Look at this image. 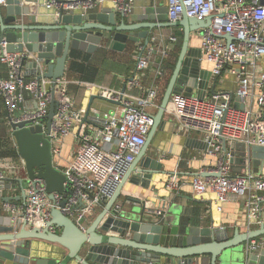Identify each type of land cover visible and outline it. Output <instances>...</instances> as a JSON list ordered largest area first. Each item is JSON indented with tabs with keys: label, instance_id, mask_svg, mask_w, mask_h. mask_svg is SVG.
I'll return each mask as SVG.
<instances>
[{
	"label": "built area",
	"instance_id": "obj_1",
	"mask_svg": "<svg viewBox=\"0 0 264 264\" xmlns=\"http://www.w3.org/2000/svg\"><path fill=\"white\" fill-rule=\"evenodd\" d=\"M104 2L42 0L41 5L55 16L73 12L84 15ZM111 2L116 13L127 16L132 13L135 0ZM5 5L6 0H0V8ZM166 6L170 22L180 19L183 11L198 19L211 17L210 24L200 32L201 61L209 65L214 77L230 74L236 83L237 107L227 94L213 93L209 99H201L180 93L170 98L168 114L181 130L202 133L207 143L206 155L214 159L212 168L203 170L209 176L192 177L194 196L201 198L207 192L212 193L217 211L222 210L226 201L240 199L247 230L251 231L252 225L264 226V176L249 171L233 174L232 156L223 151L226 142L243 143L248 150L252 146L264 147V0H167ZM226 34L232 38L230 42L224 38ZM178 41L171 34L163 43L148 42L133 54L135 74L146 69L153 72L154 83L143 96L132 97L124 90L88 85L87 89H94L93 94L115 103V108L92 117L77 108L65 77L53 83L42 76L43 68L33 70L28 66V55L8 52L5 43L0 44V63L7 67V76L0 77V98L9 116L8 125L17 121L27 122V126L41 124L45 132L46 115L53 102L48 136L54 164L62 158L64 139L72 136L75 148L72 160L60 169L66 177L64 193L53 192L49 198L43 181L35 179L28 183L25 199L1 202L0 208L9 213L14 226L44 228L53 207L78 222L87 219L97 206H104L145 144L152 115L159 105L158 83L165 77V63ZM127 84L140 86L135 76ZM13 174L0 168V180ZM165 184L169 190L180 189L176 174L167 176ZM122 210L116 200L111 211ZM147 214L162 217L163 209L153 208ZM216 230L222 238L227 237L225 227ZM263 247L264 239L259 237L245 244L246 250Z\"/></svg>",
	"mask_w": 264,
	"mask_h": 264
},
{
	"label": "water",
	"instance_id": "obj_2",
	"mask_svg": "<svg viewBox=\"0 0 264 264\" xmlns=\"http://www.w3.org/2000/svg\"><path fill=\"white\" fill-rule=\"evenodd\" d=\"M41 3L42 0H6L5 15L0 11V44L5 43L8 52L28 55V66L33 70L43 68L42 76L53 83L64 77L72 50L93 54L98 48L110 44L111 49L122 52L128 41H144L146 44L153 30L166 27L182 26L183 37L176 64L152 115L153 122L145 144L92 222L81 227L86 219L75 222L55 207L50 210L46 227L41 229L27 228L24 224L14 226L10 217L0 219V260L13 264H68L71 260L81 264H205L207 260L209 264H264V248L242 249L249 240L264 236V226L245 233L236 230L232 237L222 238L211 227L153 222L147 217L145 201L134 198L131 200L140 203V207L118 213L111 211L127 182L148 188L154 175L165 173L163 164L146 151L154 145L155 135L165 125L164 115L171 96L180 93L193 95L195 88L201 99L205 98L208 89L215 92V87L209 86L210 70L201 68L200 49L189 46L190 33L207 27L211 17L198 19L183 11L180 19L170 22L167 6L149 7L146 20L126 23L122 14L109 7L84 15L73 12L55 16ZM224 38L227 42L232 40L228 34ZM232 96L230 93V99ZM95 97L100 98L95 94L90 96L85 116ZM236 101L238 103L237 98ZM54 108L51 102L45 132L41 124L9 123L18 155L24 163L26 183L24 178L16 179L12 188H18L20 195L1 197L4 180H0V203L25 199L28 183L35 179L43 181L49 198L53 192L66 191V177L54 164L48 136ZM190 142L194 139L186 141L187 146L193 147ZM204 144L206 149L207 144ZM232 146L238 151L235 161L242 168L246 167L248 158L257 160L253 162L255 173L264 167V147L252 146L248 150L243 143H233ZM223 151L227 152L225 143ZM212 175L217 176L216 173ZM63 205L64 201H61ZM109 232L116 235H109Z\"/></svg>",
	"mask_w": 264,
	"mask_h": 264
},
{
	"label": "crops",
	"instance_id": "obj_3",
	"mask_svg": "<svg viewBox=\"0 0 264 264\" xmlns=\"http://www.w3.org/2000/svg\"><path fill=\"white\" fill-rule=\"evenodd\" d=\"M166 4L167 0H135L132 13L123 16V18L126 23H138L147 19L146 10L149 7H165ZM105 7L112 8L111 0H105L104 4L88 11L87 14L100 11ZM0 11L5 15L4 6L0 8ZM24 20L26 21V18H24ZM176 31H182L183 35L182 26L155 29L149 36L148 42L154 44L163 43L169 35H176ZM200 32L201 29L190 33L189 46L200 49ZM109 45L110 44H105L98 48V51L96 52L98 53L99 50L102 49L112 50L114 54L105 61L100 57L97 59V55H92L90 59L92 66L95 69L102 71V74L92 77L94 79L91 81H88V79L79 80V76L76 73L67 72L69 59L67 61L64 77L69 81L67 85L68 92L75 99L77 108L81 110L86 111L90 96L95 92L94 89H87L90 84L104 86L114 90H124L128 95L134 97L145 95L146 89L154 83L152 69H146L141 73L135 74V58L133 55L130 56L131 52L134 54L138 47L145 45L144 41L139 43L128 41L122 52L111 49ZM80 52L82 54H88L86 52ZM201 68L210 70L209 65L202 61ZM6 76L7 67L0 63V77ZM133 76L138 78L140 83L139 87L128 86L127 81ZM170 76L168 78H170ZM165 79L166 76L158 83V97L162 92L164 93L168 84L169 79L167 80L166 85L164 84ZM212 85L215 87L214 93L227 95L232 93L233 96L230 99L231 104L235 107L238 106L235 96L236 83L230 74L225 73L220 77H214L212 75L209 86L211 87ZM212 94L213 93L210 92V89H208L206 91L205 99H209ZM193 95L197 96L196 88L193 89ZM113 108H115V103L95 97L91 102L88 116L92 117L97 114L101 116L104 112H108ZM167 109L168 106L166 110ZM164 117L166 121L165 125L163 129L155 135L154 145L148 147L146 153L147 155L158 159L159 162L163 164V170L165 173L154 175L148 188H142L127 182L122 189L120 197L117 199V201L121 203L123 210H133L138 208V206H141L140 203L137 204L135 201L131 200V198H134L139 201H145L146 212L153 208L163 209L162 217H155L148 214L147 217L153 222L166 223L167 221H170V224H172V222H178L181 225L188 224L189 226L198 228L211 227V229L215 230L217 227L223 226L226 229V236L228 238L232 237L236 230H238L239 233L250 231L245 227L244 205L240 199H230L226 201L222 205V210L217 211L214 207V195L212 193L207 192L201 198L194 196L190 184L192 177L196 174L203 173V170L205 169L212 168L210 165L214 163V159L206 155L207 146L206 149H204V143H206V141L202 133L181 130L179 125L174 119H172L167 111H165ZM8 121L9 116L5 105L0 102V138L6 136L9 131L11 139L14 141ZM189 138L194 139V142H190L193 147L186 145V141ZM232 145L233 143L226 142V150L232 156L231 172L233 174H244L249 171L255 175L264 176V167L261 168L258 173H255L256 167L253 165V162L257 161L255 159H249L246 167L242 168V165L235 161L238 151ZM74 149V138L70 136L64 139L62 158L58 159L56 163V166L59 169H64L69 164L72 160ZM0 168L6 173L9 172L13 174L14 171L13 177L5 178L3 189H1V197H16L17 195H20L21 191L18 188H12V185L16 184V179L26 178L22 159L20 157L0 158ZM174 174L177 175V179L180 182V189L176 191L169 190L165 184L166 177ZM7 185L10 186L8 187ZM102 208L103 205L95 208V210L87 217L84 224L85 227L92 222ZM6 217H10L9 213L0 208V219L3 220ZM251 227V230L259 228L258 225H252ZM108 234L116 235L111 232ZM259 238L264 239V236ZM242 249H245V244L242 245ZM0 264H13V262L0 260ZM68 264L81 263L71 260ZM205 264H209L208 260Z\"/></svg>",
	"mask_w": 264,
	"mask_h": 264
},
{
	"label": "trees",
	"instance_id": "obj_4",
	"mask_svg": "<svg viewBox=\"0 0 264 264\" xmlns=\"http://www.w3.org/2000/svg\"><path fill=\"white\" fill-rule=\"evenodd\" d=\"M175 33L178 36L179 41L174 51L172 52V54L165 63L166 66V74H165L166 79L164 81L165 85L167 84V80L169 79L168 77L171 75L174 66L176 64L181 47L182 37H183L182 31H176ZM97 51L98 49L93 54H82L78 50H72L70 52L67 72H74L79 76V80L88 79V81L93 80L94 78L92 77L102 74V71H99L98 69H95L92 66V62L90 60L92 55H97L96 56L97 59L100 57L102 58V60L105 61L107 58H110L111 55L114 54V52L112 50H106V49L99 50V52L96 53ZM132 55L133 54L131 52L130 56ZM162 94L163 92L158 97V102L161 100ZM0 102L4 105L2 98H0ZM4 157L19 158L16 145L14 141L11 139L9 131L7 132L6 136L0 138V158H4Z\"/></svg>",
	"mask_w": 264,
	"mask_h": 264
},
{
	"label": "rangeland",
	"instance_id": "obj_5",
	"mask_svg": "<svg viewBox=\"0 0 264 264\" xmlns=\"http://www.w3.org/2000/svg\"><path fill=\"white\" fill-rule=\"evenodd\" d=\"M73 145V144H72ZM24 183H26V178H24Z\"/></svg>",
	"mask_w": 264,
	"mask_h": 264
}]
</instances>
